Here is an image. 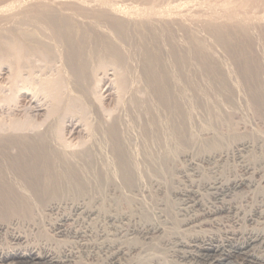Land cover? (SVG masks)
I'll list each match as a JSON object with an SVG mask.
<instances>
[{
  "label": "bare ground",
  "instance_id": "obj_1",
  "mask_svg": "<svg viewBox=\"0 0 264 264\" xmlns=\"http://www.w3.org/2000/svg\"><path fill=\"white\" fill-rule=\"evenodd\" d=\"M3 1H2V3H0V28L3 26H9V28H11V30H13V32H15L14 39H13L15 46L14 47L11 46V47H13V50H14L13 53H15V55L17 53L19 54L20 53V47L21 46L27 47L28 45H30L31 47H34V49L37 48V49H39L42 52H45L47 54H51L53 51L55 54V50H57L56 54L60 53L61 57L63 58L62 60L64 63L65 71L72 76V82H70V83L73 87L72 89H74L73 91L80 98L85 100L91 106L92 113H93V128H94L93 134L95 136H94L93 142L90 144V146L88 145V147H85L86 148L85 150H82L79 152H75V151L74 152L73 151L67 152V151H64L57 144V142L55 141L56 136L54 138V134H53L51 129H48L43 133L42 132L39 134L37 133V135H35V136L34 135L33 136H30V135L29 136L28 135L18 136V135H13V134H8V135H4V136L1 135L0 136V229L6 230L8 228V225L11 224V223H9V224L6 223V221L10 220V217L12 218V216L14 217L15 215L20 217V218L23 217V219H24V217H28L31 213H33V211H38V212L40 211L43 215V216H40L42 218L45 215H47L46 212L51 213L53 210H58L60 208H63L65 210V208H67V209H69L68 212L65 210L64 211L65 213H61L62 215L57 217V219H55L54 222H52V223L50 222L51 224H49V225H51L53 230L56 231V233H58L62 237L63 236L64 237L70 236V237H74V238H80V240L82 239L84 242H83V244L78 243L77 245H73V244L68 245L69 246V250H68L69 253H68V255L65 256V259L63 260V262L66 261V262H68V264H70L71 262H72V264H76V263L79 264L80 262L78 259L76 261V258L80 257L78 255L79 251L84 250V251L89 253L88 255H90L89 257H92V259L93 258L95 259V257L97 258L99 253L106 255L105 257L107 258V260L110 264H124V262L122 263V261H125L126 258L130 257V256H136V260H137L136 262L139 261L142 264L143 261L147 260L150 256L154 255V253H156L157 250L162 249L163 246H161L160 244L158 246L151 239L153 241V243L151 242V244L149 246H146V248H143L144 244H145L143 242L144 239L142 241L144 243L143 245H138L136 243V241H133L135 239H133L132 234L134 235L135 233L139 234V233H143V232L140 230V228H141L140 226L138 228H136V225L135 226H126L128 223L126 224L123 221H126L128 219V217H126V215L123 213V211H124L123 209L124 208L131 209V208H134V206L136 209V207H137L136 205H141L142 200H147L148 197L146 196L147 197L146 198L145 195H142V192H143V190L141 189L142 185L152 184V182L154 183L156 179L167 182L168 180H171L172 178H174L173 176H171L174 168H173V170L171 168H172V166H174V163H173L174 157H175L176 153H178L180 150L182 151L185 147H193L196 150H199L201 148H206L205 151H207V150L213 149L215 147L225 145L223 142L225 137L222 138L219 136H214L212 138L208 137L207 139L204 138L202 140L200 139L197 141H192L193 143L190 142V140L188 139V137L192 138L191 132H190V136L187 135V132L190 128V119L192 116V108L194 105L202 107L205 111H210V112L214 111L218 114V116H219V114H221V115L223 114V111H222L223 109L220 108V105L218 103H216L213 100V98H209L206 96V94L208 95L207 90L201 89V88H198V86L197 87L195 86L196 85L195 83H197L196 81L193 80L195 75L190 74V77H188V75L186 73V69H187L186 63L188 62V61H186V44H185L187 42L185 40L186 38L184 39L185 43L182 39H181L182 40L181 41L179 38H178L179 40H177L176 42L175 41L173 42V40H172V38H170V36L165 35L163 32H162L163 33V35H162V33L159 32L161 30H158V28L155 29L156 25H154L155 27L151 25L154 21H159V23H160L161 19H159V17L156 15H153V16L150 15L149 17H146L144 25H143V20H142V26H144L145 27L144 28L141 26V24H139V23H138V25L136 24V22H138V21H136V18H135V21H132V19H129V18L126 19L125 16H123V14H121L120 10H119L120 6L125 5L127 7L126 12L128 13V15L135 16L134 15L136 13L135 12V3H138V5L140 4L143 7H145V6H154L155 7V5L162 4V3L167 4V2L171 3L173 1L172 0H111L112 1L111 6H103V5L97 4L94 0H10V1H5V3H3ZM209 1L220 3V4H222L228 8L238 10L239 12L241 11V13H244V14L246 12H243V11H246V10H247V12H250V13L252 11L254 12V9L258 5L260 7V4H259L260 2L264 4V0H209ZM263 6H261V9ZM178 7H180V6H178ZM182 7H184V6L181 5L180 9H182ZM186 7H188V6H186ZM225 9H227V8H225ZM142 10H143V8H142ZM192 10H196V9H192ZM198 10H200V9H198ZM182 11H185V9H183ZM182 11H180V12H182ZM204 11L206 13V10H204ZM204 11H203V13H204ZM218 11H220V10H218ZM193 12H195V11H193ZM198 12H200V11L196 10L197 14H198ZM254 13L256 14L257 11ZM146 15H147V13H146ZM215 18H217V16ZM83 19H86V20L83 21ZM164 19H165V17H164ZM198 19H200V18H198ZM195 20H197V19H195ZM202 20H201V22H202ZM211 20L212 19H210L209 21H211ZM162 21H164V20H162ZM167 21H166V23H167ZM197 22H199V21L197 20ZM201 22H199V23H201ZM205 22L208 24L207 19ZM205 22L202 23V25L206 24ZM176 23H178V25L180 26L178 28L177 25H175L176 29L177 28L178 29H184V27L181 28V26H183V24H184L182 21L178 20V22H176ZM193 23H195V22H193ZM165 24H163L162 26L165 27ZM174 24H175V22H174ZM236 24L237 25L239 24L238 26L235 25L236 29H237L240 27L241 24L240 23H236ZM249 24L251 25V23H249ZM196 25H197V23H196ZM215 25H216V23H215ZM215 25L212 27H215ZM231 25H232V23H231ZM244 25H245V23H244ZM250 25H249V27H250ZM209 26L211 27L210 24H209ZM221 26H222V24H221ZM233 26H234V24H233ZM241 26H243V25H241ZM168 27H170V25ZM204 27H205V25H204ZM217 27H219V26H217ZM226 27H228V29L231 28V26L229 28V25ZM226 27H224V29H226ZM243 27H245V26H243ZM243 27H242V29H244ZM263 27H264V25H263ZM170 29L172 30V28H170ZM199 29H201V28H199ZM245 29L247 30L249 28L245 27ZM14 30H16V31H14ZM173 30H175V29H173ZM204 30L205 29H203V31ZM206 30H208V29H206ZM215 30H217L216 27H215ZM215 30H213V31H215ZM218 30L222 31L221 29H218ZM220 31H219V35H221L224 32V31H222V33H220ZM237 31H238V29H237ZM195 32H197V30ZM244 32H245V30H244ZM244 32H243V34H244ZM0 34H1V32H0ZM240 34H241V32H240ZM1 35H0V37H1ZM183 35L184 34H182V36ZM186 35H185V37H186ZM195 35L197 36V34H195ZM224 35H222V36L224 37ZM232 35H234V34H232ZM6 36H9V34L7 35V32H6ZM223 37L221 39V36H220V39L223 40L222 42H225L224 41L225 38H223ZM245 37H246V35H245ZM2 38L4 39V37H2ZM10 38L8 39V37H7V40L9 41ZM207 39H208V37H207ZM229 40H230V38H229ZM196 41H197V39H196ZM0 42H2V41H0ZM201 42H202V44H200ZM215 42H218V40ZM200 43H199V46L201 48V46H203L205 43H203V41H201V40H200ZM188 44H189V42H188ZM226 45H224V46H226ZM242 45H243V43H242ZM197 46H198V44H197ZM234 47H235V45H234ZM253 47H254V45H253ZM213 49H214V47L212 48V50ZM226 49H229V48H226ZM236 49H237V47H236ZM206 50H208V49H206ZM32 51L33 50H31V52ZM37 52H38V50H37ZM101 52H105L106 54L112 55L115 58V63L118 61L125 66L126 72H125V75L123 76L122 81H121V86L125 91H128L132 88L131 85L133 83V79L137 78L135 76H140L141 80H143L142 83L144 82V84H145L144 86L147 88V90L151 96L152 103H149V105H148L147 102H145L146 103L145 104V106H146L145 111H146L147 117L142 120V123L138 122L137 117L134 116L137 113H135V114L133 113V111L131 110L132 106L129 108H125L124 106H126V105L123 106L125 108V110H123V113H121L120 115H117V117H114L113 120L111 119V122H106L103 120L98 109L96 108V106L94 105L92 100L90 99V97L87 93V87H86V79L88 80V78H89L88 74H90L88 71L89 70V63H90L91 57L93 55H96V57H97V54H100ZM230 52H232V49ZM243 53H245V52H243ZM104 54H103V56H104ZM169 54H171L170 58H172V59H170V62L168 63L167 60H169V59L167 56ZM15 55H13V56H15ZM101 55H99V56H101ZM51 56L52 55H50L49 57H51ZM231 56H233V55H231ZM105 57H107V56H105ZM195 57H196V55H195ZM245 57H247V56H245ZM245 57H244V59H246ZM210 58H212L211 55H210ZM15 59H14V61H15ZM43 59H45V58H43ZM18 60L20 62L22 61V59L20 60V58H18ZM105 60H106V58H105ZM31 62H33V61H31ZM219 62H220V60H219ZM236 62H238V61H236ZM245 62H247V61H245ZM24 63H25V61H24ZM211 63H214V62H211ZM240 63H242V62H240ZM216 65H217V63H216ZM220 65L222 66V64H220ZM247 65H250V63L249 64L247 63ZM247 65H245V66H247ZM18 67H20V66L18 65ZM250 67H252V65ZM23 68H24V66H23ZM27 68L29 69V67H27ZM92 68H93V66H92ZM217 68H219L218 65H217ZM190 69H191V67H190ZM203 69H204V67H203ZM21 71H23V70L21 69ZM219 71L220 70L218 69V72ZM249 71H251V70H249ZM256 71H258V70H256ZM221 72L219 74H221ZM251 74L252 73H250V75ZM253 74H254V72H253ZM222 75H223V73H222ZM204 76H206L208 78V79L206 78V80L208 81L207 84H209V86L211 87L210 91L219 92V93L221 92L222 95H226L225 100L229 103V105L231 104L234 106L235 100L233 99V97L227 96V95H230L232 93H230L229 89H226L229 86L228 83H231V82L229 80H227L226 78H223L220 76L219 77H212V74L208 75V73L207 74L205 73ZM213 76H214V74H213ZM224 76H226V75H224ZM19 77H21V76H19ZM257 78H259V77H257ZM48 80H50V79H48ZM198 80H200V79H198ZM248 80H249V78H248ZM248 80H247V83L250 86H252L250 84V82H248ZM254 81H255V79H254ZM258 83H259V81H258ZM140 85H141V83H140ZM255 85L257 86V83ZM232 88H234V87H232ZM252 88H253V86H252ZM44 90L46 91V89H44ZM261 90H263V88ZM57 91H58V89H57ZM52 92H53V90H52ZM231 92H232V90H231ZM252 92H253V90H252ZM55 94H56V92H55ZM258 94H259V92H258ZM56 95H54V96H56ZM248 95H250V97L254 98L253 96H251V94H248ZM138 96H140V95H138ZM234 96H235V93H234ZM126 97H129V96L127 95ZM97 99H99V98H97ZM251 99H249V101ZM254 99H256V98H254ZM257 99H258V96H257ZM262 99H264V98H262ZM59 101H61V100H59ZM226 101H225V103H226ZM242 101H243V99H242ZM133 102H135V100L132 101V103ZM256 102L254 101L253 104ZM258 102L260 103L261 100H259ZM69 103H70V101H69ZM132 103H130V104H132ZM133 104H135V103H133ZM115 105H117V104H115ZM254 106L256 107L257 104L256 105L254 104ZM126 107H128V105ZM258 107L256 108V110L258 109ZM259 109H260V107H259ZM114 110H116V109H114ZM138 110H139V108H138ZM257 111H259V110H257ZM85 112H86V110H85ZM82 114H84V113H82ZM202 115H203V113H202ZM142 117H143V114H142ZM80 124H81V122H80ZM84 127H85V125H84ZM202 128H201V130H202ZM12 129H14V128H12ZM16 132H17V130H16ZM216 134H218V132ZM193 136H194V133H193ZM56 139H58V138H56ZM246 142L247 141H245V143ZM245 143L244 142L239 143L238 145H236V147L237 146H239V147L245 146L244 145ZM61 145H62V143H61ZM80 145H79V147H80ZM171 145H173L172 147L175 146L174 149H177V150L174 152H170V150L168 148ZM82 147H83V145H82ZM68 148H70V147H68ZM242 149H244V147ZM222 150H225V149H223V147H222ZM214 151H216V150H214ZM223 152H225V151H223ZM186 155H187V153H186ZM208 155H209V153H208ZM216 155H217V153H216ZM210 156H213V155H210ZM219 157H221V155H219ZM212 159L213 158H211V160ZM207 161H209V160L207 159ZM220 162L223 165L224 160H223V162L222 161H220ZM213 165H215V164H213ZM218 165H219V162H218V164L215 165V168L216 167L219 168L220 166L218 167ZM184 167H186V166H184ZM208 167L210 168V166H208ZM222 174H223V172H222ZM232 183H233L234 187H240L241 185L246 184L245 180H243V179L240 181L235 180ZM249 183H250V181H249ZM150 190H152V189H150ZM179 193L182 195L184 192L182 193L180 190ZM149 195L152 196V194H149ZM183 195L185 196V193ZM186 196H187V198H188V196H192V199H189V200H192L193 206L199 207L202 205L200 199L198 198L199 195L197 196L196 194L189 192V194L187 193ZM164 198H166V197H164ZM149 202H151V201H148V203L147 202H145V203H147V205L151 206V204ZM203 204H205V203H203ZM150 206H146L147 209L144 208V210L146 209L145 210L146 212L144 214V217L146 219H151L152 211L155 208L154 207L152 210V207H150ZM202 206H204V205H202ZM198 207H197V209H198ZM164 208H166V207H164ZM192 208H194V207H192ZM199 208H202V207H199ZM63 209H61V210H63ZM170 209H172V208H170ZM181 209H183V208H181ZM163 210H165V209H162V211ZM138 211H139V209H138ZM185 211H186V209H185ZM209 211L211 212L212 210H209ZM173 212H175V211H173ZM223 212L226 214L231 212V214L233 213V215H235V216H238V214H239L237 206L231 205V204L223 206V208L221 207V209L217 213L221 214ZM132 213H133V211L131 212V214ZM128 215H129V213H128ZM156 215H158V213ZM262 215H263L262 212H260L259 216L262 217ZM33 216H35V215H33ZM38 216H39V214H38ZM100 216H102V220L104 221V223L106 225H104L103 222H99L98 224H96L97 222L92 223V225L88 223V227H84L85 228L84 230H83V228H79L76 226L79 224L78 223L79 220L85 219V222L87 220H89L90 222H94V221H96L97 217L100 218ZM203 216H204V214L201 217H199V216L198 217L203 218ZM217 216H219V215H217ZM30 217H31V215L29 216V218ZM136 217L138 218V216H136ZM32 219L36 220L37 217L36 218L34 217ZM32 219H31V221L33 222ZM134 219H131V222H132V220L134 221ZM190 219L191 220H189V221L187 220V222H185L186 220L184 221V224L188 225V227H189V224H192V223H194V221L197 220L196 217L194 219H192V218H190ZM204 219H205V217H204ZM214 219H216V218H214ZM37 220H39V219H37ZM155 221H156V218H155ZM153 224H154V222H153ZM81 225H83L82 222H81ZM158 225H159V223H158ZM35 226H36V224H35ZM201 226H202V224H201ZM157 229H158V227H157V224L155 223L154 225H152V227L148 228V230H145V229H143V230H145V234L148 235V234H151L152 231H155ZM168 230H171V229H168ZM162 231H163V229H161V232ZM164 231H165V227H164ZM128 235L132 236V239H133L132 240L129 238L130 240H132L130 242H129V239L127 240V238L129 237ZM225 235H226V238L228 241L230 239L233 240L232 237L236 235V232L234 231V229L233 230H227V231H225ZM148 236H150V235H148ZM152 236H154V235L152 234ZM12 239L15 240L17 242V244L18 243L24 244L25 242L27 243V239L25 238V236H23L19 233L16 235H12ZM137 239L138 238L136 237V240ZM126 240L128 241V243ZM57 241H59V240H57ZM158 242H160V240ZM234 242L229 241V245H228L229 250L224 251L225 249H221L222 247L219 248L218 246L213 245V243H208V241L207 242L204 241L202 244L201 250H200L201 255L204 257L209 256L208 258L211 257V259H210L211 263L210 264H237L238 260L235 259L236 257L242 256L245 254L248 255L247 252L253 246H255L258 242H260V243L264 242V233H262V234H259V233L251 234L250 233L249 237L244 242H241V243H234ZM53 243H55V242L53 241ZM56 244H58V243H56ZM32 246L25 245L24 247L19 246V247H15V248L13 247L12 249H5V248L3 249L0 247V264H20V263H27V262L30 263V262H34V261H40L42 259L45 260V258L47 257L46 255H44L45 253L41 254L39 249L36 250ZM156 246H158L159 249H156ZM181 246H182V249H184L183 247H186L183 244ZM46 252L48 253V251H46ZM184 253L186 254L185 251H184ZM51 254L49 253V255H51ZM155 256L157 257V255H155ZM183 257H186V255L183 254ZM54 258H55V256H54ZM58 258L59 257H57L55 260H51V261H53V263L59 262V261L62 262ZM252 258H254V256ZM133 259H135V258H133ZM149 261L150 260H148V262ZM158 261H160V260H158ZM155 262H157V261H155ZM88 263L90 264V262H88ZM81 264H82V262H81ZM83 264H85V263L83 262ZM93 264H94V262H93ZM150 264H151V262H150Z\"/></svg>",
  "mask_w": 264,
  "mask_h": 264
},
{
  "label": "rangeland",
  "instance_id": "obj_2",
  "mask_svg": "<svg viewBox=\"0 0 264 264\" xmlns=\"http://www.w3.org/2000/svg\"><path fill=\"white\" fill-rule=\"evenodd\" d=\"M2 1L0 0V3H2ZM5 1H10V0H4L3 3H5ZM94 1L97 4H100L103 6H111V4H112L111 0H94ZM172 1L173 2H171V3L167 2V4L162 3V4L155 5L156 8L154 6H145V5H144L145 7H143L142 5H140V4L138 5V3H135V12H136L134 14L135 16L128 15V13L126 12L127 7L125 5L120 6L119 10H120V13L123 14V16H125L126 19L129 18V19H132V21H135V18H136V21H138V22H136V24L138 25V23H139V24H141V26H142V20H143V25H144L146 17H149L150 15H152V16L156 15L161 20H160V23H159V21H154L151 24L152 26L156 25L155 29L158 28V30H161L159 32H161V33L163 32L165 35L170 36V38H172L173 42L174 41L176 42L179 39L180 40L182 39L184 41V43H185V40L187 41L185 44H186V61H188L186 63V68H187L186 73H187L188 77H190V74L195 75V77L193 78V80L197 82V83H195L196 84L195 86L196 87L198 86V88L207 90L208 95L206 94V96L209 98H213V100L220 105V108L223 109L222 111L224 114V115L219 114V116H218V114L214 111H211V112L205 111L202 107L195 106L193 104L194 106L192 108V116L190 119V128L187 132L188 136H190V132H191L192 138L188 137V139L190 140V142H192V141H197L200 139L202 140L204 138L207 139L208 137L212 138L214 136H219L222 138L225 137L224 141H223L225 145L215 147V148L207 150V151H205L206 148H201L199 150H196L193 147H185L182 151L180 150L178 153H176V155L174 157L175 162L173 161L174 166H172V168H171L172 170L174 168V170L172 171V175H171L174 178H172L171 180H168L167 182L156 179L154 183L152 182V184L142 185L141 186V189L143 190L142 195H145V197L147 196L149 199L146 197L147 200H142L141 205H136L137 210L135 209V206H134V208H131L132 210L129 208H127V209L124 208L123 213L126 215V217H128V219H127L128 221L126 220L123 222H125L126 224L128 223L126 226H135L136 225V228H138L140 226L141 227L140 230L143 232V233H139V234L135 233L134 235L132 234L133 239H135V240L132 239V236L128 235L129 237L127 236L128 237L127 240L130 238L133 241H136V243L138 245H143L145 243L144 247L142 246L143 248H146V246H149L151 244V242L153 243V241L158 246H159V244L161 246H163L162 247L163 250L162 249L157 250L156 253H154V255L150 256L147 260L143 261L144 263L142 262V264H150V262H151V264H210L211 263V261H210L211 257L208 258L209 256L204 257L201 255L200 250H201V247H202V244L204 241L205 242L208 241V243H213V245H216L219 248L222 247L221 249H225L224 251H226V250H229V246H228L229 241L230 242L235 241L234 243H241V242H244L245 240H247L250 233L251 234H254V233L262 234V233H264V99H262V98H264L263 97L264 96V85H263L264 84V68H263L264 67V27H263V25H264V14H263L264 13V10H263L264 6L263 5L264 4L260 2L259 3L260 7L258 5L254 9V12L257 11L256 14L253 11L251 13L247 12V10L243 11V12H246L244 14V13H241V11L239 12L238 10L228 8V7H226L220 3L212 2L209 0H183V1L182 0H172ZM181 5L184 6V7H182V9H180ZM178 6H180V7H178ZM186 6H188V7H186ZM261 6H263L262 9H261ZM142 8H143V10H142ZM225 8H227V9H225ZM183 9H185V11H182ZM192 9H196L197 11H200V12H198V14H197L196 10H192ZM198 9H200V10H198ZM204 10H206V13ZM218 10H220V11H218ZM180 11H182V12H180ZM193 11H195V12H193ZM203 11H204V13H203ZM146 13H147V15H146ZM216 16H217V18H215ZM164 17H165V19H164ZM198 18H200V19H198ZM195 19H197L199 22H201V20H202V22L199 23ZM206 19H207V22L210 19H212L213 21L211 20L207 24L205 22ZM85 20L86 19H83V21H85ZM162 20H164V21H162ZM165 20L166 21L168 20L167 23ZM178 20L182 21L184 23L183 26H181V28L184 27V29H178L180 27L178 25V23H176V22H178ZM229 21L232 23V25ZM174 22H175V24H174ZM193 22H195V23H193ZM204 22L206 24L202 25V23H204ZM235 22L240 23L241 25H243L249 29L246 30L245 27L240 25L241 28L240 27L237 28L238 29V31H237L236 26H238L239 24L237 25ZM162 23L163 24L166 23L167 25L165 24V27H163ZM196 23H197V25H196ZM215 23H216V25H215ZM244 23H245V25H244ZM249 23H251V25ZM168 24L170 25V27H168L169 26ZM209 24L211 25V27L209 26ZM213 24L215 25L217 30H215V27H212V26H214ZM221 24H222V26H221ZM233 24H234V26H233ZM175 25H177V27H178L177 29H176ZM204 25H205V27H204ZM228 25H229V28L231 26L230 29H228V27H226ZM249 25H250V27H249ZM217 26H219V27H217ZM3 27L0 28V32L3 35L2 36L0 34L1 35L0 41H2V42H0V136L1 135L4 136V135H8V134H13V135H18V136H20V135H28V136L34 135L35 136V135H37V133L38 134L41 132L43 133L46 130L51 129L53 134H54V138L56 136V138L59 139L58 140L55 138V141L64 151L79 152V151L85 150L86 149L85 147H88V145L90 146V144L93 142V139L95 136L93 134L94 128H93L92 109H91V106L85 100L80 98L73 91L74 89H72L73 87L70 83V82H72V76L65 71L64 63L62 60L63 58L61 57L60 53L58 52L59 54H56L57 50H55L56 55L54 54V51L51 54H47V53L42 52L41 50H39L37 48H35L36 49L35 50L34 47H31L30 45H28L27 47L21 46L20 47V53L19 54L17 53L18 55L17 54L15 55V53H13L14 52L13 47L15 46L14 41H13L15 32H13V30H11V28H9V26H3ZM142 27H144V26H142ZM194 27L195 28L197 27V28L195 29ZM224 27H226V29H224ZM242 27L244 29H242ZM168 28L169 29L172 28V30L171 29L169 30ZM199 28H201V29H199ZM202 28L205 30L203 31ZM173 29H175V30H173ZM206 29H208V30H206ZM218 29H221L224 32L222 33V31H220ZM196 30H197V32H195ZM213 30H215V31H213ZM244 30H245V32H244ZM14 31H16V30H14ZM219 31H220V33H222L221 35H219ZM6 32H7V35L9 34V36H6ZM240 32H241V34H240ZM243 32H244V34H243ZM163 33H162V35H163ZM181 33L184 34L183 35L184 37L182 36ZM195 34H197V36ZM232 34H234V35H232ZM185 35H186V37H185ZM222 35H224V37ZM245 35H246V37H245ZM220 36H221V39H222V37L225 39L227 37L228 38L226 40L224 39L225 42H222L223 40L220 39ZM2 37H4V39ZM7 37H8V39L11 37L9 41L7 40ZM207 37H208V39H207ZM229 38H230V40H229ZM196 39H197V41H196ZM200 40L203 41V43H205L203 45L205 48L203 46H201V48H200V46H199ZM217 40H218V42H215ZM226 41L227 42L229 41V42L227 43ZM188 42L190 45L188 44ZM196 43L198 44V46ZM242 43H243V45H242ZM200 44H202V42ZM224 45H226V46H224ZM234 45H235V47H234ZM253 45H254V47H253ZM11 46H13V47H11ZM213 47H214V49L212 50ZM236 47H237V49H236ZM226 48H229V49H226ZM206 49H208V50H206ZM231 49H232V52H230ZM31 50H33V51L31 52ZM37 50H38V52H37ZM243 52H245V53H243ZM104 53L105 52H101L100 54H97V57H96V55H93L91 57V61L89 63V70L88 71L90 74H88L89 75L88 80L86 79V87H87V93H88L90 99L92 100V102L94 103L96 108L98 109L103 120L106 122H111V119L113 120L114 117H117V115H120L121 113H123V110H125V108H129L132 106L131 110L133 111V113L134 114L137 113L134 116L137 117L138 122L142 123V120L147 117V114L145 111L146 110L145 109L146 108L145 102H147L148 105H149V103H152L151 96H150L147 88L144 86L145 85L144 82L142 83L143 80H141L140 76H135L137 78L133 79V83L131 85L132 88L128 91H125L121 86L122 78L126 72L125 66L118 61L115 63V58L112 55H109L106 53L104 54ZM103 54H104V56H103ZM13 55H15L16 57ZM48 55L49 56L52 55L51 56L52 58L49 57ZM99 55H101V56H99ZM170 55L171 54H169L167 56L169 59V60H167L168 63L170 62V59H172V58H170L171 57ZM195 55H196V57H195ZM210 55L212 58H210ZM231 55H233V56H231ZM105 56H107V57H105ZM245 56H247V57H245ZM244 57L246 59H244ZM13 58L14 59L16 58L15 61ZM18 58H20V60L22 59V61L20 62L18 60ZM43 58H45V59H43ZM105 58H106V60H105ZM219 60H220V62H219ZM244 60L247 62H245ZM24 61H25V63H24ZM31 61H33V62H31ZM236 61H238V62H236ZM211 62H214V63H211ZM240 62H242V63H240ZM216 63H217L219 68H217ZM247 63L248 64L250 63V65H247ZM220 64H222V66ZM18 65L20 67H18ZM245 65H247V66H245ZM251 65H252V67H250ZM23 66H24V68H23ZM92 66H93V68H92ZM27 67H29V69ZM190 67H191V69H190ZM203 67L205 70L203 69ZM21 69L23 71H21ZM218 69L220 70L219 72H218ZM249 70H251V71H249ZM256 70H258V71H256ZM220 72H221V74H219ZM253 72H254V74H253ZM205 73L206 74L208 73V75L212 74V77H219L220 76V77L226 78L227 80H229L231 82V83H228L229 86L227 85L228 87L226 89H229L230 93H232V94L227 95V96L233 97V99L235 100L234 106L231 104L229 105V103L225 100L226 95H222L221 92H220L221 93L220 94L219 92L210 91L211 87L209 86V84H207L208 81L206 80L207 77L204 76ZM222 73H223V75H222ZM250 73H252V74L250 75ZM213 74H214V76H213ZM224 75H226V76H224ZM19 76H21V77H19ZM257 77H259V78H257ZM248 78L250 81L248 80ZM253 78L255 79V81ZM48 79H50V80H48ZM198 79H200V80H198ZM247 80H248V82H250V84L253 86V88H252V86H250L247 83ZM258 81H259V83H258ZM140 83H141V85H140ZM256 83H257V86L255 85ZM232 87H234V88H232ZM249 87L253 90V92ZM262 88H263V90H261ZM44 89H46V91ZM57 89H58V91H57ZM52 90H53V92H52ZM231 90H232V92H231ZM55 92L57 95L55 94ZM258 92H259V94H258ZM234 93H235L236 97L234 96ZM248 94H251V96H253L256 99L258 96V99L256 100V99L250 97V95H248ZM54 95H56V96H54ZM127 95L129 97H126ZM138 95H140L141 97ZM97 98H99V99H97ZM242 99H243V101H242ZM249 99H251V100L249 101ZM59 100H61V101H59ZM68 100L70 101V103ZM134 100H135V102H133V103H135V104L132 103V101H134ZM253 100L255 102L257 101L256 103H254L255 105L257 104L256 107L253 104V102H254ZM259 100H261L260 103L258 102ZM225 101H226V103H225ZM139 102L140 103L142 102V103L140 104ZM130 103H132V104H130ZM115 104H117V105H115ZM124 105H126V106L128 105V107H126ZM258 106L260 107V109ZM257 107H258L257 110H259V111L256 110ZM138 108H139V110H138ZM114 109H116V110H114ZM85 110H86V112H85ZM82 113H84V114H82ZM141 113L143 114V117H142ZM202 113H203V115H202ZM80 122H81V124H80ZM84 125H85V127H84ZM12 128H14V129H12ZM201 128H202V130H201ZM16 130H17V132H16ZM217 132H218V134H216ZM193 133H194V136H193ZM245 141H247V142L245 143ZM243 142L245 143L244 144L245 146H240V147L237 146L236 147V145H238L239 143H243ZM61 143L63 146L61 145ZM79 145L81 148L79 147ZM82 145H83V147H82ZM172 146L173 145H171L170 147L168 146L169 147L168 149L170 150V152L176 151L177 149H174L175 146L174 147H172ZM68 147H70V148H68ZM222 147L225 150H222ZM243 147H244V149H242ZM214 150H216V151H214ZM223 151H225V152H223ZM186 153H187V155H186ZM208 153H209V155H208ZM216 153H217V155H216ZM210 155H213V156H210ZM219 155H221V157H219ZM211 158H213V159L211 160ZM207 159L209 161H207ZM219 160L222 162L224 160L223 165ZM218 162H219L218 167L219 166L220 167L215 168V165L218 164ZM213 164H215V165H213ZM184 166H186V167H184ZM208 166H210V168ZM222 172H223V174H222ZM242 179L245 180L246 184H243L240 187H234L232 182H234L235 180L240 181ZM249 181H250V183H249ZM150 189H152V190H150ZM180 190L182 193L183 192L185 193V196L183 195L184 193L182 195L179 193ZM189 192L194 193L197 196L199 195L198 198L200 199L202 205H204V206L201 205L199 207H202V208H199L198 206H193L192 200H189V199H192V196H188V198L186 196V194L187 193L189 194ZM149 194H152V196ZM164 197H166V198H164ZM148 201H151V202H149L151 204V206L147 205ZM145 202H147V203H145ZM186 203L187 204L189 203V204L187 205ZM203 203H205V204H203ZM228 204L237 206V209L239 212L238 216L233 215V213L231 214V212L227 213V214L224 212L221 214L217 213L221 209V207L223 208V206H226ZM146 206L152 207V210L155 207L154 210L152 211V217L153 218L151 217V219H146L144 217V214L146 212L145 210L147 209ZM164 207H166V208H164ZM192 207H194V208H192ZM197 207H198V209H197ZM144 208H146V209L144 210ZM170 208H172V209H170ZM181 208H183V209H181ZM61 209H63V208H60L58 210H53L51 213L46 212L47 215L44 216L45 218L40 217V216H43L40 211L39 212L33 211V213L30 214L31 215L30 218H29L30 215L28 217H24L25 220L23 219V217L20 218L16 215L14 217L12 216V218L10 217V220L6 221V223H8V224L11 223V224H9L10 226L8 225V228L6 230L0 229V247L3 249L4 248L5 249H12L13 247L15 248V247H19V246L24 247L25 245H30V246L33 245L32 247H34L36 250L39 249L41 254L45 253L44 255L47 256L45 258V260L42 259L40 261H34V262H30V263H28V262L27 263H20V264H68V262H66V261L63 262V260L65 259V256L68 255V253H69V251H68L69 246L68 245H72V244L77 245L78 243L83 244L84 241L82 239L80 240V238H74V237H70V236H67V237L63 236L62 237L61 235L56 233V231L53 230L51 225H49L52 222H54L55 219H57V217L62 215L61 213H65L64 212L65 210L68 212V210H69L67 208H65V210L64 209L61 210ZM138 209H139V211H138ZM162 209H165V210L162 211ZM185 209L187 212L185 211ZM209 210H212V211L210 212ZM132 211H133L132 214L133 215L135 214L134 216L131 214ZM173 211H175V212H173ZM260 212H262V214H263L262 217L259 216ZM128 213H129V215H128ZM157 213H158V215H156ZM38 214H39V216H38ZM203 214H204L203 218H199ZM33 215H35V216H33ZM205 215L206 216L208 215L209 217L208 216L206 217ZM217 215H219V216H217ZM136 216H138V218ZM34 217L35 218L37 217V219H39V220L32 219ZM154 217L156 218V221H155ZM195 217L197 220L194 221V223L189 224V227H188V225L184 224L185 220H186L185 222H187V220L188 221L191 220L190 218L194 219ZM204 217H205V219H204ZM130 218L131 219L135 218V219H134V221L132 220V222H131ZM214 218H216V219H214ZM31 219L33 220V222L31 221ZM97 219L94 222H90L89 220H87L85 222V219L79 220L80 222L78 221L79 224L77 223L78 225H76V226L79 228H83V230H84L85 229L84 227H88V223L91 225H92V223H96V222H97L96 224H98L99 222L104 223V221L102 220V216H100V218L97 217ZM81 222L83 223V225H81ZM153 222H154V224L155 223L157 224L158 229L155 231H152L151 234H148L150 236H148L147 234H145V230H148V228L152 227V225H154ZM157 222L159 223V225ZM35 224L37 227L35 226ZM201 224H202V226H201ZM104 225H106V224L104 223ZM164 227H165V231H164ZM142 228L145 230H143ZM161 229H163L162 232H161ZM168 229H171V230H168ZM233 229L236 232V235L232 237L233 240L230 239L228 241L226 238V235H225V231L233 230ZM18 233L25 236V238L27 239V243L25 242L24 244L23 243L17 244V242L12 239V235H16ZM152 234L154 236H152ZM135 236L138 239L140 238L139 239L140 241L138 239L136 240ZM130 239H129V242L132 241ZM143 239H144V241H143ZM57 240H59V241H57ZM159 240L161 243L158 242ZM53 241L55 243H53ZM56 243H58V244H56ZM127 243H128V241H127ZM182 244L184 246H186V247H183L184 249H182V246H181ZM158 246H156V249H159ZM183 250L186 252V254L184 253ZM46 251H48V253ZM49 253L50 254L52 253V254L49 255ZM247 253H248V255L245 254V255L238 256L235 258L236 260H238L237 264H264V242H262V243L258 242ZM88 254L89 253L84 251V250L79 251L78 255L81 258L80 257L76 258V261L78 259L80 262V263L78 262L79 264H81V262H82V264H83V262L85 264H89L88 262H90V264H93V262H94V264H98V263L99 264H110L108 262L107 258L105 257L106 255H104L102 253H99L97 258L95 257L96 260L94 258L92 259V257H89L90 255H88ZM183 254L186 255V257H183ZM155 255H157L158 258ZM54 256H55V258H54ZM253 256H254V258H252ZM57 257H59L58 259H60L62 262L59 261V262L53 263V261H51V260H55ZM133 258H135V259H133ZM148 260H150V261L148 262ZM158 260H160V261H158ZM125 261H122V263L124 262V264H129V263L130 264H134V263L135 264H141L139 261L136 262L137 261L136 256L127 257ZM155 261H157V262H155ZM70 264H72V262Z\"/></svg>",
  "mask_w": 264,
  "mask_h": 264
}]
</instances>
